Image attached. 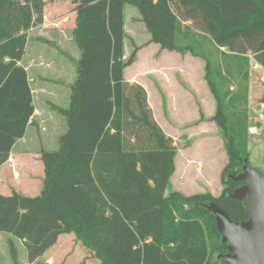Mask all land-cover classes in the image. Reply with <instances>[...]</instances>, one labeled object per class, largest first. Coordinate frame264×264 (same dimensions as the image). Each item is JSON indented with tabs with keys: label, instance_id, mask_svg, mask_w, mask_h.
<instances>
[{
	"label": "trees",
	"instance_id": "trees-1",
	"mask_svg": "<svg viewBox=\"0 0 264 264\" xmlns=\"http://www.w3.org/2000/svg\"><path fill=\"white\" fill-rule=\"evenodd\" d=\"M73 37L81 50L57 150L41 149L40 194L0 193V233L20 264L13 238L30 263L64 233H74L101 264H226L229 252L209 208L237 222L249 218L232 198L249 153L250 59L264 68V0H73ZM48 0H0V167L26 134L35 112L26 68L28 31L44 21ZM138 8L161 49L205 62L228 162L222 190L172 189L178 147L155 118L146 88L126 78L141 45L125 56V10ZM203 117V116H202ZM201 117V118H202ZM216 261L212 262V257Z\"/></svg>",
	"mask_w": 264,
	"mask_h": 264
},
{
	"label": "rangeland",
	"instance_id": "rangeland-1",
	"mask_svg": "<svg viewBox=\"0 0 264 264\" xmlns=\"http://www.w3.org/2000/svg\"><path fill=\"white\" fill-rule=\"evenodd\" d=\"M48 2L51 3L53 0H48ZM62 3L66 4V0H63ZM72 4H74L73 0H69L68 7H72ZM125 30L128 34L125 40L126 57L132 53L134 45H141L137 60L126 69V78L134 81L133 78L136 77L140 83L147 86L149 103L157 121L173 137L178 147L172 189L180 190L188 195L206 190H210L216 195L219 194L222 190L221 172L228 162V155L221 130L215 122L210 120L215 112L216 102L205 79L193 71L191 78L197 89L192 90L188 81L184 80L180 74L182 60L173 55L159 57L156 47L158 44L148 42L150 34L141 21L140 12L135 6H126ZM72 45L75 52L68 62L70 72L61 83L57 82V86L54 85L56 91L63 90L66 93L63 100L55 101L64 108L69 106L70 88L77 78V63L81 55L78 44L73 41ZM55 51L57 53V48ZM51 53L45 52L44 61L49 62V59L53 57ZM58 59L55 58V60ZM154 69H157V73L153 72ZM250 73L249 103L254 108H261L259 103L264 100V69L260 68ZM50 76L57 78L52 73ZM198 94H200V98ZM44 96L54 98L50 95ZM250 104L249 110L251 109ZM51 112L54 114H50V116L56 115L63 125V129L58 131L54 121L49 119L45 129L42 130V135H33L30 131L27 137V147L30 150H36L38 147L39 149L47 148V150L59 148L57 131L64 132L66 118L58 111ZM249 115L253 117L250 111ZM249 153L250 164L264 173V132L250 133ZM39 163L40 165L35 163L32 165L34 183L42 182L44 178V165L41 160ZM40 172L43 173L42 177L39 176ZM12 188V184L9 183L8 189L1 192L8 195L12 192ZM41 189L40 187L38 191L33 190L32 192L17 191L24 195L34 196L40 194ZM11 237L9 233H0V264H14L8 244ZM13 239L18 248L20 264H101L94 257L92 251L76 238L74 233L62 234L58 242L50 248L51 251H55L54 256L51 257L49 254L47 256L49 261L44 258L38 263H30L22 241L17 238ZM214 261H216L215 255L212 257V262Z\"/></svg>",
	"mask_w": 264,
	"mask_h": 264
},
{
	"label": "crops",
	"instance_id": "crops-1",
	"mask_svg": "<svg viewBox=\"0 0 264 264\" xmlns=\"http://www.w3.org/2000/svg\"><path fill=\"white\" fill-rule=\"evenodd\" d=\"M62 2L63 0H53V2L48 3L43 23L32 27L28 31L26 53L19 63L22 64L28 72L34 97L35 112L31 119L32 123H30L27 127L25 136L16 142L8 161L0 167V193H2L1 191L8 189L9 183L13 186L12 190L19 191H38L40 187H43V179L42 182L34 183V171L32 169L33 163L40 165L39 161L41 160V149L38 147L36 150H30V148L27 147L28 134L32 131L33 135H42V130L45 129V125L49 119L54 121L53 123L58 128V131L63 129V125L61 124L59 118L56 115L50 116V114H54L51 111H58L60 113L59 109L64 108L55 101L63 100L66 97V93L63 90L60 92L56 91L54 89V85L57 86V82L61 83L63 79L67 78L68 73L70 72L68 62L72 59V54L75 52L72 42L75 41L73 37V28L76 12L73 10L74 4H72V7H68L69 0H66V4ZM149 39L150 36L148 37V41ZM156 47L158 48L157 51L159 52V57L163 58L164 56L173 55L182 60V64H180V74L184 80L188 81L192 90H196L197 86L192 80L191 74L194 71L204 79V60L199 57H195L190 53L180 54L178 52L161 49L159 45ZM55 48L58 50L57 53ZM46 51L52 52L51 55L54 57V60H52L53 57H51L49 62L44 61ZM55 58L59 59L55 60ZM156 70L157 69H154L153 72L157 73ZM50 73L56 75L57 78L51 77ZM133 80V82L140 83L136 77L133 78ZM140 84H142L147 90V86L143 83ZM44 95L54 96V98H46ZM198 95L200 98V94ZM66 129L67 123L66 127H64V132ZM58 131L57 136L59 137L60 143V137L64 132L60 133ZM167 134L169 135V133ZM42 174L43 173L40 172L39 176L42 177ZM174 174L171 178V182L173 181ZM54 252L55 251H51L49 249L43 256L33 263H38L44 258L46 261H49L47 256L51 254V257H53Z\"/></svg>",
	"mask_w": 264,
	"mask_h": 264
},
{
	"label": "water",
	"instance_id": "water-1",
	"mask_svg": "<svg viewBox=\"0 0 264 264\" xmlns=\"http://www.w3.org/2000/svg\"><path fill=\"white\" fill-rule=\"evenodd\" d=\"M232 177L243 182L231 196L244 202L249 218L234 221L225 209L210 203L222 241L228 245L223 258L226 264H264V173L247 162L242 173Z\"/></svg>",
	"mask_w": 264,
	"mask_h": 264
},
{
	"label": "built area",
	"instance_id": "built-area-1",
	"mask_svg": "<svg viewBox=\"0 0 264 264\" xmlns=\"http://www.w3.org/2000/svg\"><path fill=\"white\" fill-rule=\"evenodd\" d=\"M248 57L250 59V72L259 70L260 68L264 69L263 66L256 61L253 54H248ZM259 104H261V108H254L250 104L251 109L249 111L253 117L249 115V132L252 134L264 132V100Z\"/></svg>",
	"mask_w": 264,
	"mask_h": 264
},
{
	"label": "flooded vegetation",
	"instance_id": "flooded-vegetation-1",
	"mask_svg": "<svg viewBox=\"0 0 264 264\" xmlns=\"http://www.w3.org/2000/svg\"><path fill=\"white\" fill-rule=\"evenodd\" d=\"M239 182V181H238ZM242 184H243V182H242ZM241 186V185H240Z\"/></svg>",
	"mask_w": 264,
	"mask_h": 264
}]
</instances>
